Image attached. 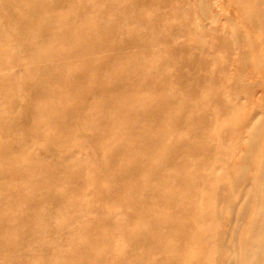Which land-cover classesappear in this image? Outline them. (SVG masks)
Here are the masks:
<instances>
[{"label": "rangeland", "instance_id": "rangeland-1", "mask_svg": "<svg viewBox=\"0 0 264 264\" xmlns=\"http://www.w3.org/2000/svg\"><path fill=\"white\" fill-rule=\"evenodd\" d=\"M0 264H264V0H0Z\"/></svg>", "mask_w": 264, "mask_h": 264}]
</instances>
